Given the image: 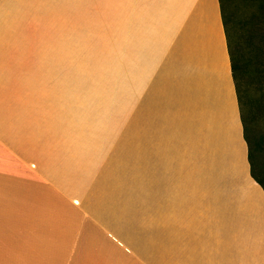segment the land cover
Listing matches in <instances>:
<instances>
[{"label":"rangeland","instance_id":"obj_1","mask_svg":"<svg viewBox=\"0 0 264 264\" xmlns=\"http://www.w3.org/2000/svg\"><path fill=\"white\" fill-rule=\"evenodd\" d=\"M201 4L8 0L0 9L8 12L0 62L8 60L9 75L1 100L13 114L26 96L27 126L41 133L28 129L23 135L19 126H9L0 143L28 171L48 164L58 170L68 154V169L72 164L81 171H68V187L81 182L90 194L88 206L100 199L105 209L120 212L110 223L138 251L145 249V228L160 218L151 190L179 182L169 179L172 171L192 170L194 130L202 147L203 126L217 123V102L211 100V109L207 105L208 120L195 114L187 86L178 79V35L197 26ZM18 62L24 63L23 76L21 67L12 75ZM249 134L254 135L253 127ZM262 158L254 141V171L264 183ZM43 175L49 184V175ZM8 245L0 241V255Z\"/></svg>","mask_w":264,"mask_h":264},{"label":"crops","instance_id":"obj_2","mask_svg":"<svg viewBox=\"0 0 264 264\" xmlns=\"http://www.w3.org/2000/svg\"><path fill=\"white\" fill-rule=\"evenodd\" d=\"M7 1L0 0V9ZM200 2L202 19L178 35V79L195 114L207 119V100L217 102V123L207 119L202 147L194 130L192 170L172 171L169 179L179 182L151 190L160 218L144 230L145 249L136 250L111 225L120 212L105 209L100 199L90 208L81 182L68 187V171L81 172L72 164L68 169V154L58 170L48 164L28 171L0 143V241L9 244L1 264H159L157 258L160 264H264V188L251 174L220 1ZM5 35L8 12L0 10V50ZM7 63L0 62V138L9 126H19L23 135L40 130L27 126L26 96L13 114L1 100L8 89ZM14 67L12 75L21 67L23 76L24 63ZM34 95L27 96L30 106ZM45 173L49 184L42 182Z\"/></svg>","mask_w":264,"mask_h":264},{"label":"trees","instance_id":"obj_3","mask_svg":"<svg viewBox=\"0 0 264 264\" xmlns=\"http://www.w3.org/2000/svg\"><path fill=\"white\" fill-rule=\"evenodd\" d=\"M219 1L251 174L264 188L252 161L254 141L261 155L264 152V0ZM212 104L208 100V109Z\"/></svg>","mask_w":264,"mask_h":264}]
</instances>
